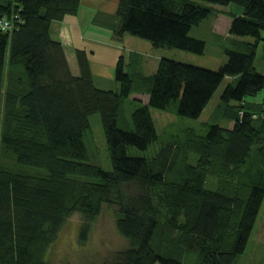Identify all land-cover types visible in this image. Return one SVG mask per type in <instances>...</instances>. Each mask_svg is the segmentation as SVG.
I'll use <instances>...</instances> for the list:
<instances>
[{"label":"trees","instance_id":"trees-1","mask_svg":"<svg viewBox=\"0 0 264 264\" xmlns=\"http://www.w3.org/2000/svg\"><path fill=\"white\" fill-rule=\"evenodd\" d=\"M83 3L0 0V21L11 24L0 28V264H53L48 250L73 213L81 218L78 240L86 241L111 183L129 189L115 212L129 246L99 264H237L264 197V96L250 99L264 91L256 64L264 0H116L114 38L129 34L144 48L195 54L206 42L189 32L210 5L242 11L229 13L226 35L214 33L226 54L217 69L165 56L143 74V54L132 52L117 57L112 78L91 70L82 48L74 74L51 36V22ZM224 78L231 81L215 120L226 125H177L158 137L150 107L198 118ZM94 113L107 144L105 167L91 131ZM156 140L158 150L139 154Z\"/></svg>","mask_w":264,"mask_h":264},{"label":"rangeland","instance_id":"rangeland-1","mask_svg":"<svg viewBox=\"0 0 264 264\" xmlns=\"http://www.w3.org/2000/svg\"><path fill=\"white\" fill-rule=\"evenodd\" d=\"M101 2L102 0H87V3L81 5L83 12L78 10L75 14L68 15L61 20H53L52 22L56 21L62 25L68 24V29L72 32L71 39L73 40L74 38V43H81L84 45L83 49L87 52L91 70L105 78L113 77L114 63L119 55L123 54L126 56L132 52L143 54L141 70H139L143 74L153 72L157 66L158 58L165 56L183 62L217 69L226 60V54L223 49L224 46L219 49L221 45L218 43L222 42L223 39H219L216 35L214 37V33L216 32L217 35L221 34L222 36L226 35V30L228 31L231 20V14L229 13H240V11H242V8L234 3H229L227 5H210L211 11L209 15L200 24L193 26L189 32L191 36L203 39L206 42L203 54H195L178 48L151 49L147 46L144 48L143 41L129 34L120 40L114 38L112 26L108 27L107 25L108 21L111 25L109 18L101 21L98 19L99 16L97 15L95 7H101ZM106 2H108V0H105V8H108L109 5ZM99 11L103 12V10ZM103 13L108 14L109 12L104 9ZM63 32V28H59L57 31V33L60 34ZM65 36H69L70 39V35L66 34ZM227 41L228 40L224 41L223 44H228ZM67 43L66 40V45ZM74 47V44H70V46L64 50L70 69H73L74 66L77 67L76 65L78 62L76 49ZM263 56L264 40H262L257 47L256 64L260 71H262L263 67L261 62L264 61ZM6 61L7 55L5 56V62ZM229 80L230 79L226 78L222 80L198 118L180 117L176 114L174 115L170 109L161 110L150 107L151 115L156 121L155 126L158 137H161V133L166 127L175 129L177 125H193V127H197L205 121L218 122L221 125H226L227 123L224 118L217 121L215 119L217 118L216 115L223 109L219 96L225 85L229 83ZM135 96L142 100H146L144 92H132L130 95V97ZM263 96L264 91H261L256 96L250 97V99L260 101ZM125 105H127V102ZM90 125L93 140L97 147L96 151L98 158L105 167L108 160L107 144L98 113H94L90 116ZM159 142L160 140H156L149 145L146 150H138L139 154H152L154 149H159ZM210 182L213 183L214 180ZM109 189V200L103 202L101 211L92 223L86 241L81 242L78 240L81 218L78 213H73L67 218L65 223H63L57 239L51 244L47 254V259L49 261L53 264H99L103 259L110 257L114 251L129 246L127 238L121 234L115 222V212L119 204L126 199L129 189H125L124 186L118 183L109 184ZM193 253L194 251L189 252L188 257H184L192 262L194 261ZM263 260L264 197L245 250L237 257L236 262L237 264H263Z\"/></svg>","mask_w":264,"mask_h":264},{"label":"crops","instance_id":"crops-1","mask_svg":"<svg viewBox=\"0 0 264 264\" xmlns=\"http://www.w3.org/2000/svg\"><path fill=\"white\" fill-rule=\"evenodd\" d=\"M115 1L116 0H108V2H106L109 5L108 8H105V0H102L101 7H99V8L98 7H95L96 10H97V15L99 16L98 19L101 21V20H106V18H109V20L111 21L110 22L111 25L109 24V21H108V24L107 25H108V27L109 26H112V29L115 26V23H116V20H117L116 15H115V5H116V2ZM84 3H87V0ZM104 9H106L107 12H109V13L108 14L103 13L104 12ZM99 10H103V12H100ZM79 11L83 12L82 11V6L80 7ZM81 14H83V13H81ZM67 25L59 24L56 21L52 22L51 25H50V33H51L52 38L59 40L63 44L64 50H65V48L69 47L70 44H74L75 45V47H74L75 49L76 48H82L83 49L84 48V45L83 44H81V43L80 44L79 43L76 44V43H74V38H73V40L71 39L72 32L68 29V26ZM102 25H104V24H102ZM59 28H63L64 29V32L61 33V34L60 33H57V31H58ZM66 34L70 35V39H69V36L68 37L65 36ZM66 40L68 42L67 45H66ZM71 58H72V56H71ZM74 61H75V59H74ZM261 62H262V66L264 67V61H261ZM263 67H262V70H264ZM71 71L74 74H76L78 72V66L77 67L74 66V68L71 69Z\"/></svg>","mask_w":264,"mask_h":264},{"label":"built area","instance_id":"built-area-1","mask_svg":"<svg viewBox=\"0 0 264 264\" xmlns=\"http://www.w3.org/2000/svg\"><path fill=\"white\" fill-rule=\"evenodd\" d=\"M9 27H11V24L8 20H5V19H2L0 21V28L3 29V30H6L8 29Z\"/></svg>","mask_w":264,"mask_h":264}]
</instances>
